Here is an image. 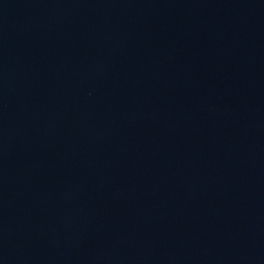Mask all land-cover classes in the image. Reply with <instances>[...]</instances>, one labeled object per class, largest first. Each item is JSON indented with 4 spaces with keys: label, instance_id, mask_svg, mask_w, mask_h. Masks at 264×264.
<instances>
[{
    "label": "water",
    "instance_id": "95a60500",
    "mask_svg": "<svg viewBox=\"0 0 264 264\" xmlns=\"http://www.w3.org/2000/svg\"><path fill=\"white\" fill-rule=\"evenodd\" d=\"M0 264H264V0H0Z\"/></svg>",
    "mask_w": 264,
    "mask_h": 264
}]
</instances>
